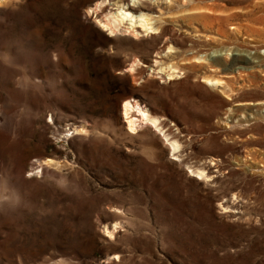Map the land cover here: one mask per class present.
I'll return each instance as SVG.
<instances>
[{
  "label": "rangeland",
  "instance_id": "374dc122",
  "mask_svg": "<svg viewBox=\"0 0 264 264\" xmlns=\"http://www.w3.org/2000/svg\"><path fill=\"white\" fill-rule=\"evenodd\" d=\"M116 1L0 0V264H264V0Z\"/></svg>",
  "mask_w": 264,
  "mask_h": 264
},
{
  "label": "bare ground",
  "instance_id": "6f19581e",
  "mask_svg": "<svg viewBox=\"0 0 264 264\" xmlns=\"http://www.w3.org/2000/svg\"><path fill=\"white\" fill-rule=\"evenodd\" d=\"M130 1L131 2H129V3H124V2H120V1H116L115 4L112 3L113 5L110 6L109 11L103 15V18H101L102 26L106 29H111V31H113V32H114V30H119V31H124V32L127 31V32L133 33L134 35H137V36H144V35L149 36V35L157 34L158 32H160L159 26L156 25L157 24L156 23L157 18L153 19V17L151 16L152 15L151 13H148V12L146 13L143 11L134 12L130 9L136 3H141V0H130ZM154 1H157V0H154ZM168 2H171V0H168ZM105 5H106L105 2H100L96 6L98 9H96V10L94 9L95 12L98 13L100 11L99 9L101 8V10H102L105 7ZM200 11H201V9H200ZM154 15L156 16V14H154ZM216 51H218V50L211 52L208 58L211 59V57L215 54L224 53V52H222L223 49L217 53H216ZM161 54H162L161 51L158 52V54H157L158 57ZM201 58H202V56H199V57H197L196 60L201 62L204 60ZM158 61L159 60L156 59V63ZM138 63H140V62H138ZM135 67L136 66H134V64H132L129 71L131 73L135 72V70L137 69V67L136 68ZM163 68H165V67H163ZM150 69H151V72L155 73V74H159L160 71H162L161 69L159 70V69H156L155 67H151ZM170 69H172V66ZM168 71H169V67H168ZM174 72H177V71H175V70L169 71L167 73L166 79L172 80L173 78H175L174 76L176 73L174 74ZM152 73H150V74L153 75ZM164 74L166 75V73H164ZM207 82L210 84H214V85L215 84H221L219 79H207ZM123 107H124V117H125L128 125H129V129L131 132L137 131L138 129H140V127H143L146 125H149V126L151 125L152 127H154V128L156 127L157 129H159L163 133L164 137L170 143L172 150L174 152H176L177 149H180L179 147H181V146H180L179 142L175 139H171V137H169V134L166 133V131L164 130L163 127H161L162 124H161L160 118L158 116L150 114V112L144 106L143 107L141 106V104L139 103L138 100L128 99V100H126ZM211 163L214 164V161L211 160ZM192 171H194V170H192ZM196 172H197V170L195 171V173ZM197 173L200 176L202 175V177L204 175V173H202V171H198Z\"/></svg>",
  "mask_w": 264,
  "mask_h": 264
}]
</instances>
